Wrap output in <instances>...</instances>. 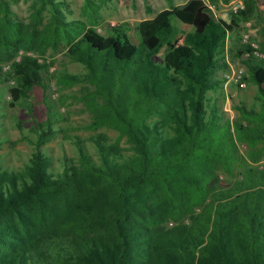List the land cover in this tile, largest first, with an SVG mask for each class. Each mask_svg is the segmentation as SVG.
<instances>
[{
    "label": "trees",
    "instance_id": "obj_1",
    "mask_svg": "<svg viewBox=\"0 0 264 264\" xmlns=\"http://www.w3.org/2000/svg\"><path fill=\"white\" fill-rule=\"evenodd\" d=\"M38 1L37 19L49 6L50 20L33 28L32 44L22 46L42 55L64 41L65 54L86 69L81 79L103 99L91 127L118 130L131 152L95 132L88 137L95 157L74 136L77 161L63 154V168L55 172L44 146L56 130L27 101L47 65L29 54L7 70L0 64V82H15L10 105L26 101L37 127L23 168L7 169L0 157V264H264V171L235 172L237 139L247 128L221 123L218 103L207 106L208 91L223 82L217 71L228 65L223 52L234 24L204 0H185L141 20L136 41L123 24L103 35L82 20H65L61 2ZM262 4L243 0L230 16L264 23ZM1 7L0 53L16 52L11 36L19 24L8 18L4 2ZM84 10L96 11L88 0ZM173 18L190 29L179 30ZM255 50L248 43L237 48L246 54L242 63L257 85L260 109L244 102L238 109L261 124L264 61ZM62 76L65 84L80 81L76 74ZM220 168L235 177L230 184H221Z\"/></svg>",
    "mask_w": 264,
    "mask_h": 264
},
{
    "label": "rangeland",
    "instance_id": "obj_2",
    "mask_svg": "<svg viewBox=\"0 0 264 264\" xmlns=\"http://www.w3.org/2000/svg\"><path fill=\"white\" fill-rule=\"evenodd\" d=\"M54 1L62 3L60 10L65 20H82L103 35L109 33L110 26L123 24L132 39L138 41L137 26L141 20L154 17L163 9H174L185 0H88L95 6L96 11L93 15L84 10L87 0ZM204 1L211 5L218 17L225 18L234 24V30L226 37L223 52L228 65L225 69L217 71V76L222 77L223 82L216 90L208 91L207 106L212 102L218 103L222 110L221 123L226 120L231 123L240 121L247 128V133L241 140L236 138L240 163L235 167V172H246L250 169L262 172L264 171V123L246 119L241 116L238 109V106L244 102L247 107L253 106L259 110L258 89L250 78L248 68L242 63L246 54L239 56L237 48L242 43H248L256 49L254 55L264 61V23L261 20L235 21L231 18L230 12L242 7L243 0ZM3 2L8 8V18L19 24L17 34L11 36V41L19 48L16 52H1L0 54L5 57L0 55V64L7 70L11 61L18 60L22 54H29L38 57L47 65V69L43 70L41 84L32 88L27 101L33 104L36 115L45 127L50 124L56 130L54 136L44 146L50 150L54 171L62 170L63 154L77 161L74 136L83 139L86 147L95 157L97 156L96 148L88 138L95 132L105 133L109 142H118L122 151L129 154L130 143L125 136L119 138L118 130L107 125H101L95 129L91 127L95 108L100 106L103 99L94 94L93 84L81 79L86 69L81 63L70 59L65 54L66 43L61 41L56 48L47 47L42 55L22 46L24 43L32 44L28 37L33 33V28L40 30L50 20L49 6L41 8V17L37 19L38 0H0V21L3 18L1 7ZM172 22L179 30L190 29L176 18H173ZM1 30L3 31L4 27L0 22V32ZM9 33L11 32L6 31V34L9 35ZM166 49L167 45L161 47L157 57H161ZM63 74H76L80 77V81L65 84L61 81ZM14 84L13 80L0 82V157L2 166L7 169L23 168L34 150L33 141L36 139L37 129L29 114L26 101L21 100L14 106L10 105L9 87ZM260 129L261 131L258 132ZM221 131L223 134L227 133L225 124L221 125ZM233 133H235L234 130ZM215 172L219 174L223 185H228L235 179V177L231 179L222 168ZM172 223L171 220L168 222V224Z\"/></svg>",
    "mask_w": 264,
    "mask_h": 264
},
{
    "label": "built area",
    "instance_id": "obj_3",
    "mask_svg": "<svg viewBox=\"0 0 264 264\" xmlns=\"http://www.w3.org/2000/svg\"><path fill=\"white\" fill-rule=\"evenodd\" d=\"M263 1H264V0H263ZM261 7H263V8H264V5L262 4V5H261ZM256 47H257V46H256ZM241 85H244V83H241Z\"/></svg>",
    "mask_w": 264,
    "mask_h": 264
}]
</instances>
